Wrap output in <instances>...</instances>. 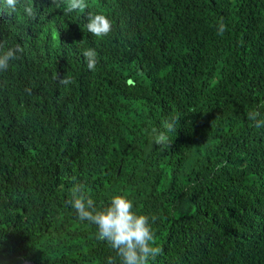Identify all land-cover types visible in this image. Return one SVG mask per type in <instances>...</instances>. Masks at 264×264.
I'll return each mask as SVG.
<instances>
[{"label":"trees","instance_id":"trees-1","mask_svg":"<svg viewBox=\"0 0 264 264\" xmlns=\"http://www.w3.org/2000/svg\"><path fill=\"white\" fill-rule=\"evenodd\" d=\"M66 3L9 14L0 0V41L24 48L0 72V264H121L66 205L74 184L98 208L124 195L156 217L149 264H264V127L247 118L264 119V0Z\"/></svg>","mask_w":264,"mask_h":264},{"label":"clouds","instance_id":"clouds-1","mask_svg":"<svg viewBox=\"0 0 264 264\" xmlns=\"http://www.w3.org/2000/svg\"><path fill=\"white\" fill-rule=\"evenodd\" d=\"M20 0H4V5L9 14L17 11ZM64 0H52V5L60 8ZM88 7L85 0H67L64 7L66 13L83 11ZM24 12L33 16V6L25 5ZM87 30L92 35L102 38L112 31V22L104 14L88 13ZM226 26L221 22L218 26L217 35L223 36ZM24 48L17 43L14 47H7L6 42L0 41V72H6L11 61L20 60L23 57ZM82 55L87 68L95 71L99 63L98 54L94 48L84 49ZM58 83L67 87L73 83L70 75L60 78L57 75ZM30 92V89H26ZM259 113L251 111L247 118L257 128L264 127V119H258ZM176 132L175 120H166L163 130L152 129L151 136L155 145H166L168 133ZM69 198L66 205L74 210L78 220L88 222L97 228V239L106 241L108 245L120 257L121 264H149L161 252L155 240V233L152 224L156 217L150 218L147 215L139 214L133 210V201L124 195H115L110 202L98 208L96 202L86 193L84 184H74L69 190ZM107 264H113V259L108 258Z\"/></svg>","mask_w":264,"mask_h":264}]
</instances>
